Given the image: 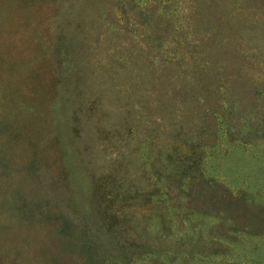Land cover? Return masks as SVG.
Here are the masks:
<instances>
[{
    "label": "rangeland",
    "instance_id": "obj_1",
    "mask_svg": "<svg viewBox=\"0 0 264 264\" xmlns=\"http://www.w3.org/2000/svg\"><path fill=\"white\" fill-rule=\"evenodd\" d=\"M0 264H264V0H0Z\"/></svg>",
    "mask_w": 264,
    "mask_h": 264
}]
</instances>
